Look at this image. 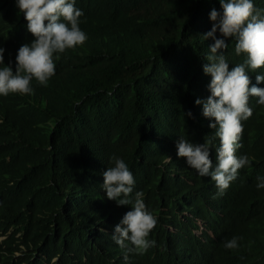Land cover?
Wrapping results in <instances>:
<instances>
[{"label":"trees","instance_id":"16d2710c","mask_svg":"<svg viewBox=\"0 0 264 264\" xmlns=\"http://www.w3.org/2000/svg\"><path fill=\"white\" fill-rule=\"evenodd\" d=\"M254 4L264 9V0ZM75 6L84 13L86 42L55 54L56 74L46 87L33 79V94L0 95V264H112L109 231L131 210L102 188L113 155L125 161L134 192L144 193L157 217L160 264H264V189L257 188L264 177V105L257 103L244 128L251 164L227 197L177 156L180 138L219 148L209 127L215 121L195 101L211 95L203 69L215 41L202 36L213 27L212 9L222 13L220 0ZM27 24L16 0H0V48L13 71L19 48L35 39ZM226 43L231 70L246 57L235 53L233 38ZM252 73L264 75V68ZM189 111L193 118L184 115ZM174 166L195 185L171 183L165 171ZM222 203L231 205L216 218ZM208 210L215 213L213 236L205 235L208 243L195 256L185 242L197 240L193 231ZM234 236L239 247L225 249Z\"/></svg>","mask_w":264,"mask_h":264},{"label":"clouds","instance_id":"9594fccd","mask_svg":"<svg viewBox=\"0 0 264 264\" xmlns=\"http://www.w3.org/2000/svg\"><path fill=\"white\" fill-rule=\"evenodd\" d=\"M16 4L28 22V32L35 39L19 48L15 71L4 65L5 50L0 48V95L3 96L33 94V79L46 87L56 74L54 59L59 56L55 54L82 45L88 39L79 27L84 13L75 6L76 0H16ZM220 4L222 13L212 9L213 27L202 36L203 40L212 38L215 41L207 56L210 63L203 69L211 77L208 86L211 95L195 101L198 106H203V116L215 121L209 127L216 130L213 139L219 138V148L211 151V141L207 139L203 144H193L180 138L177 156L186 159L195 177L213 180L219 197H227L241 178L243 168L251 164L252 156L243 149L244 128L247 129L254 117L257 103L264 105V88L258 86L264 84V75L252 73L264 68V9L256 7L254 0H220ZM217 32L223 38H217ZM226 38H233L235 53L246 57L231 70L225 55L229 48ZM251 78H256V84H252ZM184 115L193 118L190 111ZM111 165L103 172L102 188L109 200L131 209L109 231L112 264H160L158 255L162 248L157 238V217L148 210L144 193L134 192L135 179L125 161L113 155ZM165 173L171 183L187 181L195 185L179 166L167 169ZM257 188L264 189V177L258 178ZM230 205L219 204L215 209V213L218 211L216 218ZM215 213L211 210L204 222L198 221L199 227L193 231L197 240H187L185 250L195 256L200 254L208 243L205 235L213 236ZM240 239L237 236L227 239L223 247L237 249Z\"/></svg>","mask_w":264,"mask_h":264}]
</instances>
